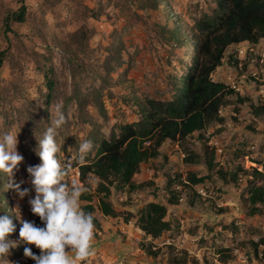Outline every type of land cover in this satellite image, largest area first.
<instances>
[{
  "label": "trees",
  "instance_id": "16d2710c",
  "mask_svg": "<svg viewBox=\"0 0 264 264\" xmlns=\"http://www.w3.org/2000/svg\"><path fill=\"white\" fill-rule=\"evenodd\" d=\"M211 1L212 7L194 18L192 23L180 15L172 0L113 1L114 6L122 9L121 17H126L124 28L134 22L133 15L129 13L130 18L126 13L130 6L141 11L159 10L164 24L155 25V33L162 44L184 49L185 59L178 61L179 72L171 71L165 76V89L154 91L153 95L144 93L142 98L136 95L124 97L125 101H132L136 106L135 120L114 124L108 137L94 131L90 138L93 149L81 163L72 165L78 172V182L87 189L80 198V201L87 203L81 208L93 213L95 230H102V218L121 217L125 224L134 219L143 237L150 240L144 241L141 246L153 258L159 250L152 249V241L168 232L171 235L179 227L177 218L172 215V208L179 206L183 198L185 208H202L204 212L212 214L216 226L222 228H227V225H222L225 223L222 213L226 208L216 207V199L219 200L231 187L238 190L239 203L246 217L264 214V160H251L260 165L261 170L256 167L245 169L246 153L240 149H228L223 152L224 157L218 160L216 147L207 145L204 139L208 129L217 126L219 129L214 132L218 133L226 128L227 120L237 121L235 115L245 104L252 118V122L245 126L247 130L255 132V124L260 118L264 119V82L260 100L253 101L234 88L212 79L229 47L242 43L254 46L264 40V0ZM58 2L60 0H52L48 8H53ZM16 3L17 6L12 7L9 2L0 0V69L7 66L10 72L8 79L0 77V84H9L6 87L0 85V117L5 126V129L0 127V134L8 132L6 127L15 123L11 119L14 114L21 125L20 131L35 139L31 163L35 165L41 163L36 155L38 139L42 138L48 127V108L57 89V78L51 66V46L61 51L69 69L70 93H63V104L74 102L83 112L88 107H94L102 115L105 113L102 91L111 94L110 88L119 83V80H113L112 75L122 80L125 73L124 70L119 73L120 69L129 63L132 53L124 43L121 31L115 27H111L106 35L103 33L107 37L104 47L101 43L91 47L89 41L97 35L93 26L82 22L65 37L49 35L44 19L47 6L34 13L25 0H16ZM84 9L94 20H99L103 13L100 0L93 7L84 5ZM37 13L40 17L36 20ZM25 23H31L30 33L22 36L14 26ZM38 42L42 50L35 47ZM99 51L102 57H95ZM234 56H230L229 64L236 66L238 61ZM25 58L33 61L43 79L44 91L39 105L23 96L16 81L15 75L22 71ZM89 81L94 83L86 86ZM8 92L12 93L13 98L21 96L19 100L25 101L27 108L20 109L13 102L12 109L5 111L2 106ZM230 107L232 113L222 114ZM8 113L12 114L9 116ZM88 123L93 124L92 121ZM166 142L177 146V152L183 156L181 161L189 167L188 170L172 171L173 162L162 151ZM196 166L202 167L194 169ZM146 169L151 172L149 178L138 182L133 179ZM156 178L161 182L157 183ZM7 179V174L0 173V212L12 215L16 225L9 238L19 241L16 248L10 249L11 256L18 258L24 251L25 243L19 237L21 221L8 195ZM91 181H95L92 191ZM198 189L213 197L202 201ZM116 192L126 194L127 201L123 206L129 204L128 200L133 194L141 192L144 197L136 204V212L128 208L119 211L113 202ZM92 200L95 203H91ZM32 222L42 226L36 217ZM229 226L235 229L233 222ZM187 231L189 234L195 233L194 229ZM213 231L215 227L210 226L209 232ZM243 244H249L252 259L258 257V246L263 245L264 240L259 238L258 242ZM31 248L36 254L40 251L34 245ZM173 250L171 245L166 246L168 262L186 264V255L183 252L171 255ZM216 251L221 262L231 259L228 249L217 247ZM192 262L197 264L195 259Z\"/></svg>",
  "mask_w": 264,
  "mask_h": 264
},
{
  "label": "rangeland",
  "instance_id": "374dc122",
  "mask_svg": "<svg viewBox=\"0 0 264 264\" xmlns=\"http://www.w3.org/2000/svg\"><path fill=\"white\" fill-rule=\"evenodd\" d=\"M25 1L34 13L47 6L44 19L49 35L65 37L66 34L74 31L83 22L88 24L89 27L93 26L97 33L90 39V46L96 47L97 43H101L104 47L107 43L105 35L109 33L111 27H115L121 31L122 39L132 53L130 54L132 57L129 63L120 69L119 73L123 70L125 73L122 80L117 78V75H112L113 80H119V83L110 88L111 94L108 95L106 90L102 91L101 99L105 111L102 115L94 107H88L83 112L76 107L74 102L63 104V93H70L69 69L61 51L54 45L50 48L53 53L51 66L57 78V89L48 108L47 125L49 126L51 119L55 118V105L61 104L62 111L66 116V123L57 130V142L60 146L57 155L61 164L66 168L63 181L71 184L75 182L71 180V175L76 171L72 165L82 162L78 158V144L84 139H90L94 131L103 133L108 137L109 130L114 124L135 120L136 106L132 104V101H125L124 97L136 95V97L142 98L144 93L153 95L154 91L165 89V76L171 71H178V61L185 59V50L160 42V38L155 33L156 27L164 24V19L159 10L141 11L134 10L130 6L126 13L129 17V13L133 15L134 22L131 26L124 28L126 17H121L122 9L114 6L113 3V1L120 3L121 0H100L103 13L99 20L90 18V13L84 9V5L87 7L95 6L98 0H60L53 8H48L52 0ZM5 2H9L12 7L17 6L16 0H5ZM172 2L179 10L180 15L191 23L194 18H198L212 7L211 0H172ZM39 17L37 13L36 20ZM14 28L22 36L29 35L31 23L16 25ZM23 39L27 40L26 37H23ZM35 45L36 48L42 50L39 42ZM95 54V57H99L98 55L102 57L103 55L101 51ZM231 55H235L234 57L238 61L236 66L229 64ZM9 74L7 66L0 69L1 78L6 80L9 78ZM15 77H17L16 81L21 87L23 96L39 105L44 91V84L42 76L33 61L25 58L22 71L18 72ZM212 79L234 88L253 101L260 100L263 89L262 83L264 82V40L254 46L242 43L238 46L229 47L225 51L222 65L216 68L212 74ZM90 83L94 82L89 81L86 86ZM0 85L6 87L9 84L4 82ZM19 97L21 96L13 98L11 92L5 93L3 101L6 102H3V109L5 111L12 109L11 103L13 102L16 107L26 109V102L19 100ZM231 109V107L228 108L222 114L232 113ZM11 114L8 113L7 115L10 116ZM235 117L237 121L227 120L226 128L218 133L214 132L219 129L217 126L208 129V132L204 134L206 144L215 145L214 147L221 149V154L216 152V159L218 160L224 157L223 152L226 150L240 149L246 153L244 168L256 167L261 170L260 165L253 163L251 160H264V119L260 118V121L254 126L255 132H250L245 128L246 125L252 122L247 104L240 108ZM11 119L16 124H9L6 128L8 131L18 132L16 148L18 153L23 156L18 169L14 172V180L16 182L23 180L24 183L21 184V189L28 188L29 193L20 198L14 190L7 189L8 195L13 200V209L17 211L20 221H33L36 217L39 224L43 226L39 216L32 213L29 204V200L34 198L35 192L31 184V177L26 169L32 163V144L35 139L30 134L20 131L21 125L17 122L14 114L11 115ZM89 121H92L93 124L90 125ZM2 122L3 120L0 117V127L2 126V129H5ZM206 134H208V138L205 136ZM162 151L167 155L168 160L173 162L172 171L178 169L179 172H184L189 169V167L183 165L181 161L183 156L177 152L175 144L166 142ZM201 167L196 166L194 169H201ZM150 176L151 172L146 169L143 173L134 176L133 179L138 182ZM155 180L157 183L161 182L159 178ZM94 187L95 181H91L90 190L92 191ZM198 193L204 202L209 197H213V195L203 192L201 189H198ZM238 193L236 188L231 187L223 193L219 200L216 199V207L223 206L226 208V211L222 213L225 217V223L222 225L223 227L227 225V228L216 226L213 215L204 212L202 208L198 209L196 206L193 210L185 208L186 204L183 198L179 206L172 208V215L177 218L179 227L171 235L168 232L160 239L152 241L154 246L152 249L157 248L159 250L155 258L147 255L142 248L141 243L150 240L143 237L142 232L135 225L134 219L125 224L121 217L102 218V230L94 229L92 254L83 261L76 260L75 264H170L167 260L166 251L168 245L174 247L171 255L181 254L182 252L186 255V264H194L192 259H195L197 264H264V251L262 250L264 244L258 246V257H252V259L251 254H249L251 251L249 244H243L244 242L248 243V241L258 242L259 238L264 240V214L246 217L241 209ZM142 197H144V194L141 192L133 194L128 200L129 204L123 206L127 201L126 194L116 192L113 196V202L115 208L119 211L128 208L136 212V204L139 203ZM85 203L87 202L80 201V207ZM91 203H95V200H92ZM232 222L235 229L230 226L228 228V224ZM210 226H214L215 231L209 232ZM188 229H194L195 233L189 234ZM25 247H31V245L25 244ZM217 247L228 249L231 259L224 263L221 262L219 253L216 251ZM68 250L66 248V251ZM39 253L38 250L37 255ZM11 255L10 253L8 257L10 264H35L33 260L24 256V251L18 258H13ZM8 260L6 258L0 260V264H8Z\"/></svg>",
  "mask_w": 264,
  "mask_h": 264
},
{
  "label": "clouds",
  "instance_id": "9594fccd",
  "mask_svg": "<svg viewBox=\"0 0 264 264\" xmlns=\"http://www.w3.org/2000/svg\"><path fill=\"white\" fill-rule=\"evenodd\" d=\"M65 123L66 116L58 103L55 105V118L51 119L42 138L38 139L36 155L41 163L29 165L26 169L35 192L34 198L29 200L31 211L39 216L43 226L23 220L19 237L25 244L40 249L37 255L31 247L24 248V256L35 264H75L76 260L83 261L92 254L94 216L80 207L81 195L87 189L75 182L69 184L63 181L66 168L57 155L60 151L57 130ZM17 135L18 132L12 131L0 134V173L7 174L6 189L14 190L23 198L28 195L29 189H21L23 180H14V172L23 160L16 148ZM93 147L90 139L80 142L77 147L79 160L83 161ZM0 213V260H8L10 249L16 248L19 241L9 238L16 228L12 215ZM66 248L69 250L66 251Z\"/></svg>",
  "mask_w": 264,
  "mask_h": 264
},
{
  "label": "built area",
  "instance_id": "2783aa9c",
  "mask_svg": "<svg viewBox=\"0 0 264 264\" xmlns=\"http://www.w3.org/2000/svg\"><path fill=\"white\" fill-rule=\"evenodd\" d=\"M205 136L208 138V134H206ZM210 146H215V145H210ZM216 152L220 153L221 152V149L216 148ZM71 180L72 181H75L76 183H79L78 182V172H77V170L74 173H72Z\"/></svg>",
  "mask_w": 264,
  "mask_h": 264
}]
</instances>
